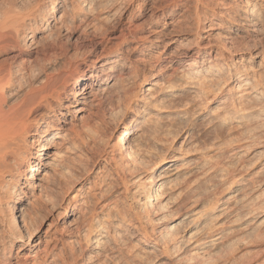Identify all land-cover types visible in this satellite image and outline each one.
<instances>
[{
	"label": "bare ground",
	"instance_id": "1",
	"mask_svg": "<svg viewBox=\"0 0 264 264\" xmlns=\"http://www.w3.org/2000/svg\"><path fill=\"white\" fill-rule=\"evenodd\" d=\"M53 1L49 12L40 3L22 7L23 11L12 0L0 4V264H51L37 260L31 215L36 211H29L28 194L38 188L42 167L56 171L63 151L76 148L77 141L85 143L81 129L73 128L71 136L60 125H52L57 113L53 102L61 103L59 90L71 83L70 77L62 80L66 73L61 74L60 65L50 61L52 51H45V65L29 69L27 81L23 69L9 67L1 59L6 48L25 39L27 31L29 44L36 33L48 31L60 11L58 0ZM116 1L70 0L68 11L89 16ZM170 1L181 6L186 0ZM234 1L244 2L242 13L255 20L254 25L264 23L259 0ZM145 8L142 4L141 9ZM210 13L209 24L197 28V42L179 48V58L188 69L176 72L174 83H164L170 74L158 72L138 96H130L122 88L125 78L118 76L123 64L122 51L116 50L72 84L77 94L71 109L89 94L87 87L84 90L86 82L100 79L110 83L105 88L110 95L109 119L121 111L127 116L124 132L112 145L106 144L107 150L96 162L103 169L108 167L103 174L120 182L129 203L103 204L101 217L90 213L75 227L72 234L81 233L85 251L95 250L86 264H153L157 257L165 259V264H264V52L249 54L247 60L245 48H231L225 42L203 45L222 25L216 19L219 14ZM38 18L39 32L32 29ZM151 30L134 46L137 55L149 58L148 52L155 53L156 33ZM139 39L133 36L132 42ZM96 72L103 77L94 76ZM187 93L190 108L169 107L164 102ZM190 118L204 123L198 139L189 133L181 142L171 137L173 123ZM85 132L92 142L99 141L98 132L89 128ZM158 148L165 153L158 156ZM253 156L258 158L253 159L255 163L250 160ZM47 200L51 203L49 198L43 202ZM67 204L72 207L65 219L83 210L75 195ZM125 231L131 233L129 240L142 246L127 245L122 239ZM14 246L24 255L12 262Z\"/></svg>",
	"mask_w": 264,
	"mask_h": 264
},
{
	"label": "rangeland",
	"instance_id": "2",
	"mask_svg": "<svg viewBox=\"0 0 264 264\" xmlns=\"http://www.w3.org/2000/svg\"><path fill=\"white\" fill-rule=\"evenodd\" d=\"M123 1H116V4H113L115 6H110L108 11L96 9L90 13L91 15L86 16L84 12L71 14L68 11L70 0H58L60 11L48 26V31L36 33L34 42L31 44L27 39V31L25 39H23L24 42L19 40L20 44L9 46L1 55V59L3 61L5 59L6 65L9 67L23 69L22 76L25 78L24 81H27L29 69L45 65L44 53L46 50L52 51L54 55L50 57V61L60 65L62 75L65 73V75H69L68 77L63 75L62 80H67L69 77L71 79V83L62 86V89L59 90L61 103L53 102V110L57 113L55 118L51 119L52 125H60L61 128L67 130L69 135L71 133V136L73 128L79 131L81 129L82 138L86 143L85 147V143L77 141L74 150L71 147L72 150L63 151L59 160L60 166L56 171H48L47 168L42 167L44 173L38 175V188L28 194L29 211L30 213L36 211L34 215H31L36 221H34V231H36L37 238L34 241L38 244L35 250L38 261L48 260L51 261V264H61L63 261L70 262V264L72 262L73 264H86V258L90 257L95 250L85 251L81 233H79L80 235L72 234L75 227L81 225L80 223L84 222L86 217L89 218L90 213L95 217H101L104 214V211L100 210L103 204H114L121 207L127 206L129 203L120 182L103 174L108 167L103 169L100 166L101 163L97 164L96 162L98 155L103 150H107L106 144L112 145L115 139L124 132L122 126L127 116L121 111L114 119H109L110 95L105 88L110 83L107 84L108 82L100 79L96 82H86L84 90L87 87L89 94L80 101L77 108L71 109L70 106L73 105L77 94V90L72 89V84L79 75L87 74L90 66L97 67L103 59L115 55V51L120 50L122 51L123 68L118 76L125 78L126 84L122 88L130 96H138L141 89L152 77L157 76L158 72L170 74L166 79L168 81L165 80L164 83H174V74L185 67L183 60L179 58V48L190 47L197 42L199 33L197 28L209 24L210 11L219 14L216 19L220 20L222 25L217 27L207 40L202 41L203 45L214 46L225 42L228 47L232 46L231 48H245L248 53L243 56L247 60L249 54L264 52V23L254 25L255 20L245 17V14L242 13L243 1L199 0L201 4L196 5V0H186L185 4L181 6H179V2L170 0H126L124 4ZM2 2L8 4L7 2L10 3L11 0H0V4ZM11 3L16 6V9L19 7L22 11L36 3L46 4V12H49L54 1L12 0ZM257 3L258 6L260 4V6H264V0H259ZM142 4L145 5V10L141 9ZM170 11L173 14L168 16ZM40 20L41 18H38L34 22L32 26L34 31L38 30L37 32H39L36 26ZM148 29H152L156 33L155 41L152 42L157 45L154 49L155 53H147L149 58L133 52L134 46L140 44V40L147 36ZM133 36L140 39L136 43L132 42ZM24 43L26 45H23ZM207 65L208 63L203 64L201 68ZM185 69L188 68L185 67ZM97 73L93 75L95 76ZM98 77H101V73H98ZM106 91L108 92L106 93ZM167 98L164 102L169 107L185 105L190 108L192 105L189 93L181 94L178 98ZM62 120L66 124L61 123ZM187 121L173 123L174 127L172 126L170 129L171 137L177 136L181 142L185 134L189 133L192 139H198V134L204 123L191 118ZM85 128L98 132L99 141L92 142L86 135ZM32 142L37 150L39 148L35 144L37 139L35 138ZM157 153L158 156L162 155L165 150L158 148ZM253 157L250 159L252 162L257 158ZM257 159L256 161H258ZM29 170L30 168H26L27 173ZM44 174L48 175L45 177ZM74 195L76 200L83 204V210L76 213L71 219H65L67 215L71 214L72 204L67 203ZM38 196L44 199L41 200ZM81 197L82 199H80ZM45 198H49L51 203L48 200L47 203L43 202ZM180 232L182 233V229ZM130 236L129 231L122 234V239L127 245L142 246L135 240H129ZM19 249V246L12 248L10 252L11 259L13 258L12 262L16 260L17 255L18 257L24 255V251L20 252ZM153 257L151 256V258ZM152 262H154L153 264H165L166 261L157 257Z\"/></svg>",
	"mask_w": 264,
	"mask_h": 264
}]
</instances>
